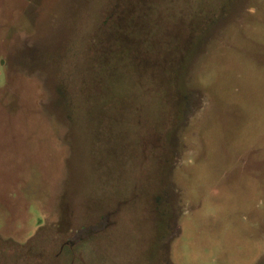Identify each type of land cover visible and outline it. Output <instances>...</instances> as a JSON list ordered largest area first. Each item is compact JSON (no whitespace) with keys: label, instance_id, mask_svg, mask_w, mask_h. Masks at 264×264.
<instances>
[{"label":"rangeland","instance_id":"1","mask_svg":"<svg viewBox=\"0 0 264 264\" xmlns=\"http://www.w3.org/2000/svg\"><path fill=\"white\" fill-rule=\"evenodd\" d=\"M0 264H264V0H0Z\"/></svg>","mask_w":264,"mask_h":264}]
</instances>
